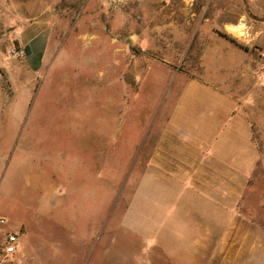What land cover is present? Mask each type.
Returning <instances> with one entry per match:
<instances>
[{"label": "rangeland", "instance_id": "obj_1", "mask_svg": "<svg viewBox=\"0 0 264 264\" xmlns=\"http://www.w3.org/2000/svg\"><path fill=\"white\" fill-rule=\"evenodd\" d=\"M194 80L252 129L240 192L166 172ZM0 264H264V0H0Z\"/></svg>", "mask_w": 264, "mask_h": 264}, {"label": "crops", "instance_id": "obj_2", "mask_svg": "<svg viewBox=\"0 0 264 264\" xmlns=\"http://www.w3.org/2000/svg\"><path fill=\"white\" fill-rule=\"evenodd\" d=\"M41 42L38 37L36 46ZM164 143L166 151L186 153L179 160L181 171H166L167 174L189 177L185 186L201 193L213 189L228 194L240 192L246 188L259 160L252 129L236 113L233 98L219 88L195 80L184 87L169 115ZM173 163L177 169V162ZM165 168L172 167L167 163ZM217 172L222 176L220 185L210 182ZM231 176L238 178V187L231 184Z\"/></svg>", "mask_w": 264, "mask_h": 264}, {"label": "built area", "instance_id": "obj_3", "mask_svg": "<svg viewBox=\"0 0 264 264\" xmlns=\"http://www.w3.org/2000/svg\"><path fill=\"white\" fill-rule=\"evenodd\" d=\"M12 55L16 58H21L23 53L21 51L13 50ZM1 223H4V221H1ZM19 243V238L16 234H12L7 238L5 247H4V253L8 257H12L17 253V245Z\"/></svg>", "mask_w": 264, "mask_h": 264}]
</instances>
